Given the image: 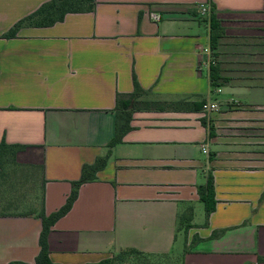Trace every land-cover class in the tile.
<instances>
[{
    "label": "crops",
    "instance_id": "1",
    "mask_svg": "<svg viewBox=\"0 0 264 264\" xmlns=\"http://www.w3.org/2000/svg\"><path fill=\"white\" fill-rule=\"evenodd\" d=\"M49 1L0 0V144L19 147L14 163L37 172L41 189L34 211L0 214V264H34L38 212L59 210L82 167L107 153L51 227V263L97 264L126 249L177 257L197 237L184 264H264V85L230 83L231 99L220 101L224 87L209 82L213 62L227 75L240 63L264 74V52L250 49L264 37V0H95L92 11L2 37ZM205 3L224 32L218 57L209 19L198 16ZM134 80L147 92L137 102L204 101L220 110L136 109L109 148L116 95L131 94ZM208 172L216 205L206 220L197 187ZM189 206L194 227L184 234L178 218Z\"/></svg>",
    "mask_w": 264,
    "mask_h": 264
},
{
    "label": "trees",
    "instance_id": "2",
    "mask_svg": "<svg viewBox=\"0 0 264 264\" xmlns=\"http://www.w3.org/2000/svg\"><path fill=\"white\" fill-rule=\"evenodd\" d=\"M95 5V0H50L49 2L40 6L34 13L27 16L26 18L20 20L16 23L6 34L2 37L6 39L14 38L20 28L23 26H33V27H49L57 22L63 21L65 15L69 13H83L92 11ZM209 20L210 35H209V46L215 57H218V48L220 44V39L224 37V32L221 28V22L217 20L213 13H210L207 17ZM206 19V18H202ZM204 21V20H203ZM222 62H213L209 70V82L212 89L225 87L230 83H235L236 85L246 86V87H256L259 85H264V74L258 76L257 70H245L251 69L249 67L257 66L254 63H240L237 64L238 68H231L230 71L234 74L227 75L223 74L225 68ZM241 66H247L244 69L239 68ZM264 66L263 64H259ZM264 73V70H261ZM134 89L131 94L127 95H116L115 99V133L114 138L109 144V148L121 142L124 134L129 130V125L131 121L132 111L136 109L144 110H157V111H182V112H200L202 107L205 105L204 101L201 102H188V101H178L170 103H160V102H137V99L144 95L143 91L136 81L133 82ZM202 125H206L205 119L202 120ZM209 135L213 137V128L209 127ZM18 146H7L5 143L0 144V160L4 154L9 153L14 162V157L18 151ZM6 152V153H5ZM109 153L104 157L96 159L92 165H84L81 170L80 179L72 183V189L64 205L56 212L45 216L41 211L38 212V217L41 220V231L38 239L39 252L34 260V264H53L49 260V251L47 244V237L50 232L51 227L66 215L72 205L74 204L78 189L81 185L85 183L93 182L96 177V173L99 172L106 166ZM197 193L199 201L204 206L205 218L206 220L212 212L215 210L216 200L214 193V180L210 172L206 175V181L203 185L197 187ZM8 207V206H6ZM34 209H28L26 212H32ZM8 212H16L13 210H5L4 208L0 211V214H5ZM193 208L189 206L183 213L179 215L178 218V231L182 230L184 234H187L190 228H193ZM220 231L219 233H221ZM215 236V235H214ZM197 237H194L190 243L186 241L184 252L180 256L172 255H151L144 254L135 249H126L114 254L111 258L103 260L97 264H122L124 260L128 257H135L140 260V262L148 261L153 257H166L175 258L179 264H184V255L190 250V248L197 241ZM263 261L264 259H259ZM10 264H25L21 262H13Z\"/></svg>",
    "mask_w": 264,
    "mask_h": 264
},
{
    "label": "rangeland",
    "instance_id": "3",
    "mask_svg": "<svg viewBox=\"0 0 264 264\" xmlns=\"http://www.w3.org/2000/svg\"><path fill=\"white\" fill-rule=\"evenodd\" d=\"M259 36H264V29L261 32H257ZM256 33V34H257ZM252 43H255L259 48H250L252 50H257L264 52V37L255 38L252 40ZM227 49V48H225ZM229 50V49H227ZM241 51V50H239ZM250 51V50H249ZM228 52V51H227ZM233 52V51H232ZM228 58H231L233 54H227ZM241 59L250 60V54H241L238 55ZM257 56H264L260 53ZM233 58H235L233 56ZM256 55L254 56V59ZM238 59V58H236ZM228 87L222 88L223 93L217 95V100L225 101L231 99V96L227 94ZM224 94V95H223ZM218 110H220V105L215 103ZM226 105L224 104V106ZM6 153V152H5ZM37 172L33 171L30 168L19 166L12 162V158L9 153L4 154L0 160V211L4 208L5 210H13L16 212H26L28 209H33L35 205H40V196L41 189L36 184L38 181ZM36 196L37 198H35ZM8 206V207H6ZM36 208V209H37ZM122 264H179L175 258H162V257H153L148 263L145 261L140 262L139 259L135 257H128L123 261Z\"/></svg>",
    "mask_w": 264,
    "mask_h": 264
},
{
    "label": "built area",
    "instance_id": "4",
    "mask_svg": "<svg viewBox=\"0 0 264 264\" xmlns=\"http://www.w3.org/2000/svg\"><path fill=\"white\" fill-rule=\"evenodd\" d=\"M209 5L207 3L205 4H200L198 6V16L200 18H207L209 16ZM151 18L157 22L160 20V16L157 14H152ZM204 52H208V49H205ZM211 61V60H210ZM202 113L204 115L210 114L212 112H217L218 108L216 106V104H206L202 107ZM202 153L203 154H207V149L205 148V146L202 147Z\"/></svg>",
    "mask_w": 264,
    "mask_h": 264
}]
</instances>
